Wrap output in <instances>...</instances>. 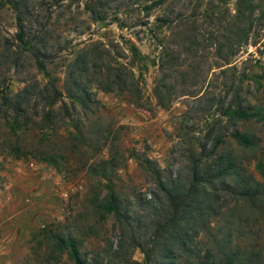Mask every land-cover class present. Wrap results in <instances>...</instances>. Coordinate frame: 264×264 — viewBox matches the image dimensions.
<instances>
[{"label":"rangeland","instance_id":"obj_1","mask_svg":"<svg viewBox=\"0 0 264 264\" xmlns=\"http://www.w3.org/2000/svg\"><path fill=\"white\" fill-rule=\"evenodd\" d=\"M39 1L45 6L50 0H27L31 5ZM137 1L112 0L103 6L105 17L97 20L82 8L84 0H61L49 8L52 47L46 76L27 55L12 63L15 13L0 0V88L11 101L24 100L19 115L10 105L0 114V264H76L55 245L56 233L77 238L86 263L137 264L143 255L129 234L151 246L164 203L157 181L167 185L173 178H187L198 140L207 129L225 126L222 108L235 91L264 112V77H257L264 73V7L262 24L227 64L214 43L203 41L198 15L156 30L161 45L178 54L177 66L169 71L130 65L129 41L148 55L160 50L140 23L147 20L152 26L160 10L145 16ZM197 1L175 0L174 11L188 13ZM44 6L36 11L39 19L46 17ZM226 6L232 12L234 1ZM192 26L200 39L195 54L181 42ZM81 50L96 65L122 63L126 74L131 68L133 84L104 89L103 76L89 65L80 83L91 100L86 106L72 102L65 86L73 56ZM233 126L248 133L253 144L242 146L225 135L217 149L235 155L238 174L227 179L233 191L208 189L211 199L203 217L187 229L188 247L173 246L180 252L175 264H197L204 253V264H222L226 256L233 258L229 264H264V119L236 120ZM246 183L254 197L236 192ZM109 187L121 208L128 209L130 225L137 227L122 233L102 209ZM152 247L157 256L160 242Z\"/></svg>","mask_w":264,"mask_h":264},{"label":"trees","instance_id":"obj_2","mask_svg":"<svg viewBox=\"0 0 264 264\" xmlns=\"http://www.w3.org/2000/svg\"><path fill=\"white\" fill-rule=\"evenodd\" d=\"M60 1L50 0L47 2L48 5L44 6L41 1L37 5H31L27 0H4V3L15 13V44L12 48V63L14 65L22 56L27 55L42 74L49 75L45 64L46 59L49 57L48 51L52 47L49 44L51 41L48 28V20L51 18L49 8L54 4H59ZM111 1L84 0L82 8L91 19H102L105 17L103 6ZM227 1L198 0L190 6V12L186 13L184 11V13L182 10L174 11L175 0H138L135 2L137 9L142 10L145 16L151 14L154 9L160 10L153 16L152 26H148L147 20L140 22L147 27L149 30L148 37H150L155 46H159L160 50L157 54L148 55L141 52L134 42L129 41L127 50L130 56V65L134 64L140 68H146L148 65L163 66L169 71L175 69L178 64V54L175 55L169 51V47L161 45L162 38L156 30L161 27H171L173 24L182 22L183 19L187 20L189 18V21H191L195 15H198L203 20L206 33L203 41H206L207 44L214 43L215 52L218 54L222 64L231 62V58L240 50L241 46L248 42L253 30L262 24L264 0H233L235 7L232 12L226 6ZM127 4H124L123 7H126ZM132 4L133 2L129 3L131 6ZM41 5L46 10V17L39 19L36 11ZM120 5L121 2L116 3L115 8ZM185 5L186 3H182V7L187 9V5ZM195 29L198 30V28L192 26L189 32L181 35V42L191 54H195L194 51L198 48L200 40ZM57 49L61 48L58 46ZM57 49L55 48V50ZM89 65L95 67L94 73L96 72L98 76H103L104 80L101 83L104 89L109 90L115 86L126 88L133 84L134 73L131 68L126 74L122 69L124 66L122 63L111 64L108 60L103 63V66L101 64L96 65L94 57L89 55L87 51L81 50L73 56L68 81L65 86L67 97L72 102L86 106L87 101L91 100L89 94L80 83V79L86 73ZM257 77H264V73L257 74ZM162 79L164 80V78ZM47 81L52 92L60 94V91L54 88V84L49 82V80ZM158 86L159 83L156 82L153 87L156 93ZM34 87L35 84L31 86V88ZM43 88L45 87L41 89ZM20 90L25 95L27 86L24 85ZM2 91L3 89L0 88V98H2L0 114L4 115L10 105L14 115H19L24 109V100L15 98V100L11 101L7 94ZM159 98L158 96V103H162L161 98ZM53 99L52 97L51 101ZM221 113L225 115V126H220L215 131L207 129L203 138L198 140L197 149L191 156L187 178L185 180H181L178 177L173 178L167 185L160 180L157 181L163 194L164 203L159 206L158 212L162 210V216L160 213L159 218L155 222L153 228L154 238L151 246H144L134 234H129L132 242L140 247L143 255L142 261L137 262V264H175L180 252L173 250V246L181 250L188 247L187 229L194 221H198L203 217L205 209L209 205L208 201L211 199L208 189L218 188L228 192L233 191V187L230 186L227 179L232 175L238 174L239 167L235 155L229 149L218 152L217 148L224 142L225 135L231 136L242 146L252 145V137L233 125L236 120H245L252 117L264 119V112L254 107L246 99L240 98L238 92L235 91L223 106ZM228 125L233 127L228 129L226 127ZM101 161L103 162L104 160ZM236 192L244 196L254 197L247 183L243 184ZM101 207L105 212L111 213L122 233L124 228L137 227L130 225L128 209L121 208L118 198L111 187H109L106 199L101 204ZM157 240L160 242V253L155 256L151 249L153 248L152 246L157 245ZM54 243L58 249L65 250L74 263L89 264L86 263L85 258L80 256L79 240L74 236L56 233L54 234ZM203 256L206 258L207 253H204ZM205 258L198 257L197 264H204L206 262ZM232 261L233 258L231 256H226L222 264H229Z\"/></svg>","mask_w":264,"mask_h":264}]
</instances>
